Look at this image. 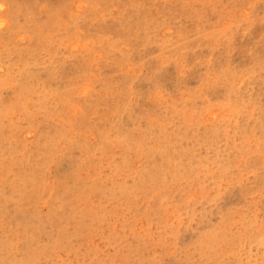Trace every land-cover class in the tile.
I'll return each instance as SVG.
<instances>
[{
	"label": "rangeland",
	"instance_id": "1",
	"mask_svg": "<svg viewBox=\"0 0 264 264\" xmlns=\"http://www.w3.org/2000/svg\"><path fill=\"white\" fill-rule=\"evenodd\" d=\"M0 264H264V0H0Z\"/></svg>",
	"mask_w": 264,
	"mask_h": 264
},
{
	"label": "bare ground",
	"instance_id": "2",
	"mask_svg": "<svg viewBox=\"0 0 264 264\" xmlns=\"http://www.w3.org/2000/svg\"><path fill=\"white\" fill-rule=\"evenodd\" d=\"M66 131V130H65ZM68 132V131H67ZM58 143V142H57Z\"/></svg>",
	"mask_w": 264,
	"mask_h": 264
}]
</instances>
